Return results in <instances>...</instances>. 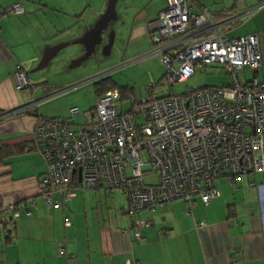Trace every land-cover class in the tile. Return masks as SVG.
I'll return each instance as SVG.
<instances>
[{
	"label": "crops",
	"instance_id": "1",
	"mask_svg": "<svg viewBox=\"0 0 264 264\" xmlns=\"http://www.w3.org/2000/svg\"><path fill=\"white\" fill-rule=\"evenodd\" d=\"M16 1L23 5V13H0V147L21 142L28 145L0 164V199L22 201L31 212L21 209L19 217L0 227V264H264V170L235 179L226 175L216 178L218 194L208 204L195 198L191 207L175 199L128 214L124 211L126 195L105 186L76 188L67 199L54 190L50 205L46 203L39 180L47 164L33 136L36 113L69 117L72 106L69 116H61L58 109H42L45 100L66 88L48 78L43 68L49 62L40 65L42 56L59 45L65 38L57 37L66 33L74 41L84 38L87 42L85 36L95 28L109 0H0V8ZM257 1L189 0L195 9L235 12ZM166 6L167 0L114 1L107 21L112 22L114 34H124L115 29L117 24L127 25L124 59L146 56L151 49V27ZM228 29L231 35L257 34L262 64L256 71L245 69L243 74L263 79L264 7L229 24ZM17 64L27 72L31 86H16ZM30 101H37L36 109L25 108ZM76 117L77 123L84 119ZM136 219L149 223L136 224ZM60 243L73 258L58 253Z\"/></svg>",
	"mask_w": 264,
	"mask_h": 264
},
{
	"label": "built area",
	"instance_id": "2",
	"mask_svg": "<svg viewBox=\"0 0 264 264\" xmlns=\"http://www.w3.org/2000/svg\"><path fill=\"white\" fill-rule=\"evenodd\" d=\"M263 7L260 0L232 14L195 9L189 0H167L151 27L153 46L146 56L159 55L169 84L209 63L223 65L226 83L157 93L162 81L151 82L144 94L126 95L131 100L127 110L118 109L119 91L114 88L82 111L84 119L78 123L77 106L70 108L69 117H45L35 110L34 141L47 164L40 178L46 203L50 205L54 190L67 199L76 188L105 186L126 195L125 209L131 213L179 198L192 206L194 196L207 204L218 194L215 180L220 175L237 178L263 171L264 78L243 74L262 64L259 39L256 33L233 36L228 29ZM22 11L19 1L0 8V13ZM14 76L18 88L31 86L20 64ZM32 106L36 109L37 101L25 108ZM24 206L0 199V227L15 220ZM65 223L70 222L65 218ZM58 251L64 253L62 243Z\"/></svg>",
	"mask_w": 264,
	"mask_h": 264
},
{
	"label": "rangeland",
	"instance_id": "3",
	"mask_svg": "<svg viewBox=\"0 0 264 264\" xmlns=\"http://www.w3.org/2000/svg\"><path fill=\"white\" fill-rule=\"evenodd\" d=\"M111 23L108 22L104 25L97 42L89 53L85 45L74 41L69 33L57 37V40L72 39L69 42L63 40L57 43L67 42L54 53L48 61L49 63L44 66L43 71L50 80L59 82L66 88L64 87L65 89L58 95L45 100L43 110L45 108L58 109L62 111L61 116H69V107L76 105L80 110L76 117L79 120L82 111L93 105L96 99L94 82L90 78L104 72H109L108 75L117 84L116 86L121 88L117 99L119 110L130 108L131 100L126 96L127 94L140 96L144 94L145 87L151 82L162 81L156 90L167 91L171 89L182 93L187 87L220 85L228 80V74L222 64L209 63L196 67L193 75L184 81H176L171 85L165 77H162L166 67L158 55L151 54L137 59L133 57L124 59L123 48L125 40L128 39L127 25L117 24L115 29L117 31L123 30L124 34L123 32L122 34L118 32L114 34ZM151 46H153L152 42L148 50ZM119 66L121 67L118 68ZM247 69L249 70V68Z\"/></svg>",
	"mask_w": 264,
	"mask_h": 264
},
{
	"label": "trees",
	"instance_id": "4",
	"mask_svg": "<svg viewBox=\"0 0 264 264\" xmlns=\"http://www.w3.org/2000/svg\"><path fill=\"white\" fill-rule=\"evenodd\" d=\"M258 1H260V0H258ZM257 1V2H258ZM20 2V1H19ZM256 2V3H257ZM255 4V3H254ZM5 8V7H4ZM201 8H204V7H200L199 9H201ZM204 9H208L209 11H212V12H216V11H213V10H210L209 8H204ZM260 9H262V8H260ZM223 10H226L227 12H232V14L233 13H237V12H235V11H233V9H223ZM259 10V9H258ZM24 12V7H23V11L22 12H10V13H18V14H20V13H23ZM243 19H240L239 21H242ZM101 74H103V73H101ZM109 74V72H107V74H105L104 76H100V77H98V78H94V76H98V75H100V74H98V75H94V76H92L91 77V79L90 80H93V82H94V86H95V94L97 95V96H101V95H103V94H105V93H107L109 90H112V89H114V88H116L118 91H120L119 89H121L120 87H117L116 85V83L112 80V78H111V76L110 75H108ZM94 78V79H93ZM224 83H226V82H224ZM223 84V83H222ZM128 88V87H127ZM125 90H128V89H125ZM131 90V89H130ZM93 107V106H92ZM27 142H21V143H18V144H12V145H3L2 147H0V164L1 163H3L4 161H5V159L6 158H8L9 156H12V155H16V154H19V153H21V152H23V150L25 149V148H27ZM252 172H259V171H252ZM249 173V172H248ZM248 173H246V174H248ZM243 175V174H242ZM220 176H222V175H220ZM219 176V177H220ZM226 176H229V175H226ZM230 177H232V176H230ZM240 177V176H239ZM233 179H235L236 177H232ZM39 184H40V180H39ZM216 186V185H215ZM40 189H41V191H42V186H41V184H40ZM216 196V195H215ZM214 196V197H215ZM195 198H199L200 199V197L199 196H194L193 197V204L195 203ZM180 200H183V201H185L186 203H188L186 200H184V199H182V198H179ZM173 200H175V199H173ZM170 201H172V200H170ZM200 201L202 202V200L200 199ZM169 202V201H168ZM167 203V202H166ZM203 203V202H202ZM209 203V202H208ZM207 203V204H208ZM165 204V203H164ZM189 204V203H188ZM204 204V203H203ZM161 205H163V204H161ZM157 206H159V205H157ZM156 206V207H157ZM190 206V205H189ZM191 207V206H190ZM21 209H24V212L26 213V207L24 206V207H22ZM154 209V208H153ZM144 210H147V209H144ZM124 211L126 212V213H128V214H133V213H131V212H128V211H126V209L124 208ZM139 212V211H138ZM136 213V212H135ZM20 214H21V211H20ZM27 214V213H26ZM20 216V215H19ZM18 216V217H19ZM14 221V220H13ZM9 223H11L10 221H3V223H2V226H6L7 224H9ZM9 237H10V235H9ZM63 244V243H62ZM63 247H64V245H63ZM58 253H59V251H58ZM60 255H65L67 258H73L74 256L72 255V254H70V253H68V252H66V250H65V248H64V253H59ZM133 263V262H132ZM134 263H136L137 264V262H134ZM124 264V263H123Z\"/></svg>",
	"mask_w": 264,
	"mask_h": 264
},
{
	"label": "water",
	"instance_id": "5",
	"mask_svg": "<svg viewBox=\"0 0 264 264\" xmlns=\"http://www.w3.org/2000/svg\"><path fill=\"white\" fill-rule=\"evenodd\" d=\"M114 1L115 0H109L108 1V5H107V9L105 10V12L103 13V15L99 18L97 25L95 26L94 29H92L90 32H88V34L85 36V38L87 39V42H85L84 38L78 39L77 41L86 43V50L87 52H91L93 49V44L95 42V39L97 36H99L101 30L103 29L106 21L108 20V18H110V16L112 15V12L114 10ZM65 43L59 44V45H55L49 49H47L42 56V60L40 65L42 64H46L50 57L60 48L64 45Z\"/></svg>",
	"mask_w": 264,
	"mask_h": 264
}]
</instances>
